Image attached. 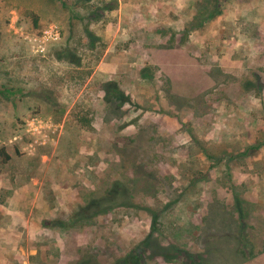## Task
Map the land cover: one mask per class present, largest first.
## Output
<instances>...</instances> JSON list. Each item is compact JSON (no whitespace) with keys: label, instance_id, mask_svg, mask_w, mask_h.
<instances>
[{"label":"rangeland","instance_id":"374dc122","mask_svg":"<svg viewBox=\"0 0 264 264\" xmlns=\"http://www.w3.org/2000/svg\"><path fill=\"white\" fill-rule=\"evenodd\" d=\"M116 182L131 206L71 226ZM150 234L147 264H264V0H0V264Z\"/></svg>","mask_w":264,"mask_h":264},{"label":"trees","instance_id":"16d2710c","mask_svg":"<svg viewBox=\"0 0 264 264\" xmlns=\"http://www.w3.org/2000/svg\"><path fill=\"white\" fill-rule=\"evenodd\" d=\"M217 7V6H216ZM110 9L112 7H109ZM220 11H215V13H219ZM87 33L89 36H92L93 34L91 31L87 30ZM145 68L141 69L140 76L142 78H151L153 75L151 73H146ZM111 83V82H108ZM115 83L112 81V84ZM249 85L252 87L255 86V83L248 80L243 82V88L248 89ZM256 87V86H255ZM112 94L121 97L122 103L127 102L129 99L128 94L125 93L122 89L119 87H113L112 86ZM174 98V102H177V95L172 94L171 95ZM126 100V101H125ZM178 104V103H177ZM140 134L139 136H141ZM141 137H138V139ZM261 143L256 145H251L249 149H255L260 147ZM1 152L4 154L5 160L10 159V155L4 151V149H1ZM132 192L129 187L126 186V184H122L121 182H116L113 184L109 190H107L103 196H96L90 199V201L85 205L81 206L78 211H76L74 214H72L69 218V222L71 226L78 225L81 222V218H84V216L92 217L98 214H103L108 212L110 209L117 208L118 206H131L133 204L132 201ZM151 234L147 239L143 240L140 244L144 247H152L151 251L152 253L145 252H137V248H132L129 252L126 254L116 257L112 260V263L110 264H147V260L152 259L153 256L156 257H164L169 258L168 255H166V249L162 245H156L150 243L151 241ZM244 249L242 248L241 251L244 252ZM153 254V256H152ZM246 258H250L248 255H246ZM71 264H101L98 257L94 253L90 252H84L83 254H80L79 257L72 262Z\"/></svg>","mask_w":264,"mask_h":264},{"label":"built area","instance_id":"2783aa9c","mask_svg":"<svg viewBox=\"0 0 264 264\" xmlns=\"http://www.w3.org/2000/svg\"><path fill=\"white\" fill-rule=\"evenodd\" d=\"M37 121H38L37 116L32 117V119L29 121L30 128L28 130L29 131L31 130V132H33V134H36L35 133L36 132L35 130H38V127L37 126L36 127L33 126L34 124L37 123Z\"/></svg>","mask_w":264,"mask_h":264},{"label":"crops","instance_id":"0c3cea01","mask_svg":"<svg viewBox=\"0 0 264 264\" xmlns=\"http://www.w3.org/2000/svg\"><path fill=\"white\" fill-rule=\"evenodd\" d=\"M100 62L103 63L104 60H102V61H100ZM100 62H99V64H98V66H97L96 74H100V72H101L100 70H102V69H101V63H100ZM104 72H105V71H104ZM106 76L109 77V78L111 77V75H106ZM139 76H140V74H139ZM140 77H141V76H140ZM129 92H130V90H127V91H126V93H129Z\"/></svg>","mask_w":264,"mask_h":264}]
</instances>
